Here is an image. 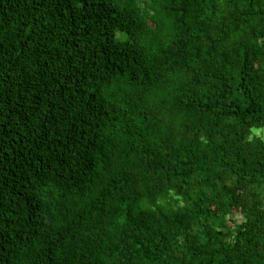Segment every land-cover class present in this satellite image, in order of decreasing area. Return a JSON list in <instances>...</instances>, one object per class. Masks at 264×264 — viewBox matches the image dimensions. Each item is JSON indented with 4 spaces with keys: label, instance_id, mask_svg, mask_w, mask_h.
Here are the masks:
<instances>
[{
    "label": "trees",
    "instance_id": "16d2710c",
    "mask_svg": "<svg viewBox=\"0 0 264 264\" xmlns=\"http://www.w3.org/2000/svg\"><path fill=\"white\" fill-rule=\"evenodd\" d=\"M0 264H264V0H0Z\"/></svg>",
    "mask_w": 264,
    "mask_h": 264
},
{
    "label": "rangeland",
    "instance_id": "374dc122",
    "mask_svg": "<svg viewBox=\"0 0 264 264\" xmlns=\"http://www.w3.org/2000/svg\"><path fill=\"white\" fill-rule=\"evenodd\" d=\"M217 68H218L217 71L222 72V73H228V71L230 70L229 67H222V68L217 67ZM206 205L210 206L208 203ZM233 208L235 209V211L232 210V213L228 217L231 222H234L240 219V214L236 211L237 209L234 206H232V209Z\"/></svg>",
    "mask_w": 264,
    "mask_h": 264
}]
</instances>
